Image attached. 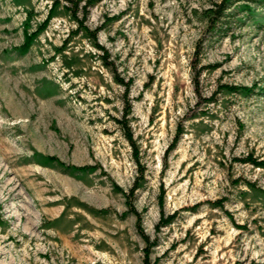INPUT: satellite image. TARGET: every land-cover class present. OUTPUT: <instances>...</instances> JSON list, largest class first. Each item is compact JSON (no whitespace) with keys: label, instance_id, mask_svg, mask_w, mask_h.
I'll use <instances>...</instances> for the list:
<instances>
[{"label":"rangeland","instance_id":"1","mask_svg":"<svg viewBox=\"0 0 264 264\" xmlns=\"http://www.w3.org/2000/svg\"><path fill=\"white\" fill-rule=\"evenodd\" d=\"M214 1L99 0L98 48L0 0V264H264V0Z\"/></svg>","mask_w":264,"mask_h":264},{"label":"trees","instance_id":"2","mask_svg":"<svg viewBox=\"0 0 264 264\" xmlns=\"http://www.w3.org/2000/svg\"><path fill=\"white\" fill-rule=\"evenodd\" d=\"M81 1L82 0H53L52 4L50 5L48 9V13L45 18V21L43 23H46L49 17H51L54 14L56 7L62 4L70 11V16H72L73 19H75V21L77 22V27L82 28L83 31L87 35L92 36V38H94V45L96 47L103 48L102 45L95 42L96 32L98 28L90 29L88 25L85 24V20H86L90 6L99 0H84L83 2ZM241 1H247V0H216L212 3V6L205 8L204 12H205V17L208 22L207 23L208 28L210 30L216 31L217 33H221V34L227 33V31L229 30L228 27L230 26L229 19H232L231 18L232 12H235V15H237L236 10L240 6L249 9V7L246 5V2H241ZM236 20H239V19L236 18ZM32 37L33 35L31 34H26L25 36L27 40H30ZM119 81L123 82V79H119ZM224 87L229 90H237L243 94L250 93L253 89L252 87H249L246 85L236 86L232 84H229V85L224 84ZM247 160L255 165L264 166V161L260 159L256 160L255 158H252L249 156ZM85 167L86 166H83L80 169H83ZM247 184L248 186L253 188L252 183L247 182ZM137 185H138L137 182H135L133 186L131 187V190L135 189ZM223 201H224L223 198H218L210 203L212 205L222 206ZM173 217H174L173 212L165 214L164 211L161 209V214L156 224V227L158 228L159 226L168 224L170 221H172ZM146 240L148 241L147 237H146ZM145 253L147 254V251H145Z\"/></svg>","mask_w":264,"mask_h":264}]
</instances>
